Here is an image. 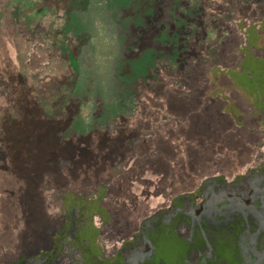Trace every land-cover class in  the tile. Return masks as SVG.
Segmentation results:
<instances>
[{"label":"rangeland","instance_id":"1","mask_svg":"<svg viewBox=\"0 0 264 264\" xmlns=\"http://www.w3.org/2000/svg\"><path fill=\"white\" fill-rule=\"evenodd\" d=\"M258 177L264 0H0V264H122L155 236L193 264L180 232L212 240L184 197Z\"/></svg>","mask_w":264,"mask_h":264},{"label":"flooded vegetation","instance_id":"2","mask_svg":"<svg viewBox=\"0 0 264 264\" xmlns=\"http://www.w3.org/2000/svg\"><path fill=\"white\" fill-rule=\"evenodd\" d=\"M260 185H262L261 189H259ZM222 188H224L223 184L216 181H213L212 186H206L207 192L203 195H207L209 199L205 198L206 200L195 206L198 211L197 220L203 221L210 239L219 234L223 224L236 227L242 222L241 224L248 231L256 226L254 227L255 236L249 242L257 248L256 251H259L258 256L255 257V264H264V178L258 177L257 182L249 185L244 192H237L235 188L228 193ZM252 203L257 205L253 206ZM217 206H220V210H216ZM213 211H216L215 217L220 220L217 221L214 218L215 224L208 221L212 219ZM253 246L252 249H254ZM244 264H250V262L246 261Z\"/></svg>","mask_w":264,"mask_h":264},{"label":"crops","instance_id":"3","mask_svg":"<svg viewBox=\"0 0 264 264\" xmlns=\"http://www.w3.org/2000/svg\"><path fill=\"white\" fill-rule=\"evenodd\" d=\"M213 181L220 182L217 179ZM187 194H190V193H187ZM184 198H186L187 199L186 201L192 206V208L187 212V214L184 213V216L188 218H192L193 220L197 219L198 211L197 209H195V206L201 204V202L205 200V198H207V195H203V192H202V195L199 194L198 196H195V197H192L191 195H186ZM241 223L236 227H231L229 225L223 224L222 227L219 229V231L221 232L224 231L223 236H222L223 237L222 239L224 241H225V237L227 236H228L227 238H229V236L236 237V241L234 242V244L238 248H243V246H245L250 241V239L255 236V233H256L255 228H254L256 226H253V228L249 229L248 231ZM148 227H149V230L152 229L154 231H158L160 229L159 225L157 224L149 225ZM206 231H208L207 228H206ZM221 232H219L218 235L216 234L217 236L211 239L212 243H210L211 248L209 249L211 252L202 250L201 246H203L204 243L198 232L197 227H195V233L197 235L192 233L191 229H188V228L180 232L181 236L183 237L182 238L183 241L181 243L184 245V248H185L184 250H186V253L188 251H191V249H193L194 247H195V250L199 252V256L197 257V259H195V262L193 264H233V262L231 261V259H229V257L227 256L223 257L222 252L218 250L220 249L223 252H225L224 249L218 247L217 245V243L220 242L219 235H221ZM158 242L160 241L156 239V236H155V240L152 241L151 245L149 244L148 241L144 239L143 243H140L138 247L133 248L132 253L130 255L125 256L126 259L122 261V264H166L164 255L159 253L162 251L159 250V247L157 246ZM170 243H172L174 246L176 244L174 243V241H171ZM220 243L218 244L220 245ZM162 248H163V245H162ZM172 250L174 251V253L169 254L170 257L171 256L173 257V259L171 258L172 261L176 259L179 260L178 258L179 254L177 253V251H175L174 247L172 248ZM192 256L195 257L196 255L193 253ZM215 259H220V260L217 261ZM60 260L61 258H57V260H54L49 264H64V262H60ZM189 264H192V263H189Z\"/></svg>","mask_w":264,"mask_h":264},{"label":"water","instance_id":"4","mask_svg":"<svg viewBox=\"0 0 264 264\" xmlns=\"http://www.w3.org/2000/svg\"><path fill=\"white\" fill-rule=\"evenodd\" d=\"M210 249V248H209Z\"/></svg>","mask_w":264,"mask_h":264}]
</instances>
